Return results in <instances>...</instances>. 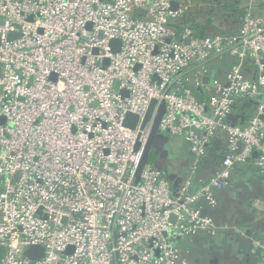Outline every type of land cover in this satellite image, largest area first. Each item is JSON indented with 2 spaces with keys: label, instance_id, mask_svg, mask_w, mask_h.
<instances>
[{
  "label": "built area",
  "instance_id": "2783aa9c",
  "mask_svg": "<svg viewBox=\"0 0 264 264\" xmlns=\"http://www.w3.org/2000/svg\"><path fill=\"white\" fill-rule=\"evenodd\" d=\"M191 8L0 0V264H190L180 242L220 228L199 201L216 207L239 165L264 172V17L247 5L236 32L200 37L172 25ZM226 54L239 61L221 81L209 67ZM163 100L158 128L191 154L176 191L151 161L135 181ZM216 137L224 151L206 178L198 172ZM31 246L42 256L27 257ZM251 249L264 257V238Z\"/></svg>",
  "mask_w": 264,
  "mask_h": 264
},
{
  "label": "crops",
  "instance_id": "0c3cea01",
  "mask_svg": "<svg viewBox=\"0 0 264 264\" xmlns=\"http://www.w3.org/2000/svg\"><path fill=\"white\" fill-rule=\"evenodd\" d=\"M191 1L192 8L189 11L193 12L198 20L211 19L212 28L228 31L239 28L241 21L221 12L216 0ZM243 4L245 7L250 5L254 13L264 17V0H243ZM237 61H239L237 57L226 54L223 58L211 62L209 67L211 74L224 81L227 72ZM169 138L171 152L169 158L174 156L182 162L187 161V164L182 165L179 172L175 174L176 178L181 176L184 178L185 175H182L180 171L186 172L190 164L189 147L183 138L180 144L177 143L176 137ZM178 146H181V151L177 150ZM211 173L212 170H209L201 175L207 178ZM241 198L242 195L239 192H234L226 200L225 205L212 210L215 221L220 226L215 235L197 234L179 244L190 264H264V257L258 251L251 249L253 238H264V206L254 209L246 206L247 202ZM240 230H244V233L242 234Z\"/></svg>",
  "mask_w": 264,
  "mask_h": 264
},
{
  "label": "trees",
  "instance_id": "16d2710c",
  "mask_svg": "<svg viewBox=\"0 0 264 264\" xmlns=\"http://www.w3.org/2000/svg\"><path fill=\"white\" fill-rule=\"evenodd\" d=\"M217 7L220 8L221 12L226 13L228 16H233L241 21V18L245 14V6L243 0H216ZM213 22L211 19L207 18L204 20H198L193 12H186L185 16L178 21H175L172 25L174 29L180 32L183 27L189 26L192 28L197 36H207L213 35L215 33H233L235 30H218L213 27ZM196 94L200 100H205L207 94L201 90H197ZM220 137V135H219ZM216 137L212 142L211 146L208 147L207 153L204 157L203 164H201L198 174L201 175L206 170H214L218 167L219 162L222 158L224 151V139ZM234 192H239L243 196V200L252 196L264 197V172L261 171L252 162L248 164L239 165L231 180H229L227 186L222 190L217 192V197L219 198L218 205L214 208L209 207L203 200L199 201L202 205L203 211L211 215L214 219L215 216L212 214L213 209H218L219 206L225 205L228 196ZM199 234H207L206 232H200ZM198 234V235H199ZM209 235V234H207Z\"/></svg>",
  "mask_w": 264,
  "mask_h": 264
},
{
  "label": "water",
  "instance_id": "95a60500",
  "mask_svg": "<svg viewBox=\"0 0 264 264\" xmlns=\"http://www.w3.org/2000/svg\"><path fill=\"white\" fill-rule=\"evenodd\" d=\"M142 12H144V11H142ZM101 34L102 33H100V35ZM17 35L18 34L16 32H11L8 34L7 38H8V40H11V39L17 37ZM186 42H188V39H186ZM110 46H111V49L113 52H117L119 50V47H120V40L117 38L111 39L110 40ZM105 62L107 63V60H105ZM209 78L210 77H204L203 81L208 82ZM0 91H1V88H0ZM155 103H156L155 99H152L151 102L149 103L147 113H146V115L142 121V125L146 121L149 120ZM165 105H166V101L163 100L160 104V107H159L155 117H154L152 130H151L150 135L148 137V141L146 143L140 165L136 171V175H135L136 180L135 181L136 182L139 181V174H140L142 166L146 162L151 161L154 164V166L163 173L164 177L172 183L173 189H174V191H176L179 182L183 178H182V176L180 178H176L175 174L177 172H179V168L182 165L187 164V161L182 162V161L178 160V158H176V157L174 158V156H172L171 159L169 158V156L171 155L170 146H169V143H170L169 135L167 133L161 131L158 128V124L160 122V119L162 118V116L165 112ZM238 118L240 119V122H243L244 116L241 114H236V115L230 116V119L233 121V123H236V120ZM137 120H138V117L135 114H133L131 112H127L124 116L123 124L133 128V127H135ZM157 143H160L162 147L167 148V153H166L167 156L164 157L165 159H162L164 155L161 153V151H159L158 146L156 145ZM175 163H177V165H175ZM180 172L182 175H185V176L187 175V170H186V172H184V171H180ZM42 254H43V249L39 246H31L29 249H27L25 251V255L27 257H29L30 259H37V258L41 257Z\"/></svg>",
  "mask_w": 264,
  "mask_h": 264
},
{
  "label": "flooded vegetation",
  "instance_id": "af4514ba",
  "mask_svg": "<svg viewBox=\"0 0 264 264\" xmlns=\"http://www.w3.org/2000/svg\"><path fill=\"white\" fill-rule=\"evenodd\" d=\"M158 146L159 151H161V153L164 155L162 159H165L164 157L167 156V148L166 147H162L160 143L156 144ZM165 161V160H164ZM165 163V162H164ZM187 170V169H186ZM184 171V170H183Z\"/></svg>",
  "mask_w": 264,
  "mask_h": 264
},
{
  "label": "rangeland",
  "instance_id": "374dc122",
  "mask_svg": "<svg viewBox=\"0 0 264 264\" xmlns=\"http://www.w3.org/2000/svg\"><path fill=\"white\" fill-rule=\"evenodd\" d=\"M202 11H204V10H202ZM176 140H177V143H178V144L181 143V137H180V136H176ZM178 147H179V148H177V150H178V151H181V149H182L181 146H178ZM205 170H206V168H205ZM212 170H213V169H212ZM207 171H208V169H207L205 172H207ZM182 242H183V241H181L180 244H181ZM196 252H201V250H196ZM191 254H192V253H191Z\"/></svg>",
  "mask_w": 264,
  "mask_h": 264
}]
</instances>
